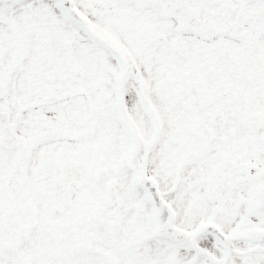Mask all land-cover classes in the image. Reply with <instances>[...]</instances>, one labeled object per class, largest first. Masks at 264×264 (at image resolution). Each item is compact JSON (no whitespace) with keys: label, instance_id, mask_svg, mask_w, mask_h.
Segmentation results:
<instances>
[{"label":"snow or ice","instance_id":"1","mask_svg":"<svg viewBox=\"0 0 264 264\" xmlns=\"http://www.w3.org/2000/svg\"><path fill=\"white\" fill-rule=\"evenodd\" d=\"M0 264H264V0H0Z\"/></svg>","mask_w":264,"mask_h":264}]
</instances>
